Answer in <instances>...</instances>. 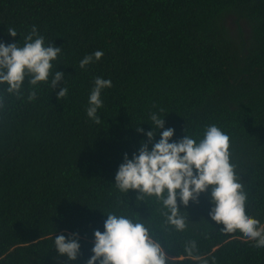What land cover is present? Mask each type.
Segmentation results:
<instances>
[{
	"label": "trees",
	"instance_id": "1",
	"mask_svg": "<svg viewBox=\"0 0 264 264\" xmlns=\"http://www.w3.org/2000/svg\"><path fill=\"white\" fill-rule=\"evenodd\" d=\"M33 25L61 48L49 82L56 70L64 79L53 90L26 77L19 96L0 85V264H87L110 212L153 230L169 264H264V247L211 220L210 189L180 205L187 227L176 231L154 197L136 201L114 184L124 154L147 140L151 113L177 141L184 128L199 141L214 124L230 137L246 213L264 225V0H0V42L23 46ZM97 50L102 58L81 69ZM96 77L112 82L100 124L86 112ZM70 233L81 245L74 261L54 245Z\"/></svg>",
	"mask_w": 264,
	"mask_h": 264
},
{
	"label": "clouds",
	"instance_id": "2",
	"mask_svg": "<svg viewBox=\"0 0 264 264\" xmlns=\"http://www.w3.org/2000/svg\"><path fill=\"white\" fill-rule=\"evenodd\" d=\"M7 31L12 37L18 34L14 28ZM60 53L61 48L53 43L45 46V38L39 35L35 25L24 36L23 46H18V42H0V85H7V93L19 96L27 77L28 84L32 86L43 82L54 90L64 79V73L56 70L49 82L52 61ZM102 56L101 50L86 55L79 62V67L86 68ZM111 87L110 79L96 77L94 80L86 112L96 124L101 122L97 115L98 109L103 107L101 92ZM67 93V87H62L56 95L63 99ZM36 98V91H30L27 99L34 101ZM2 106L3 97H0ZM159 111L163 113L164 109ZM163 117L156 112L150 114L152 130L145 133L147 140L141 141L138 152H134L131 159L127 153L124 154L115 174V187L124 194L136 191V201L154 197L161 206L159 211L164 217V227L170 225L176 231L187 227L188 218L182 214L185 211H181L180 205L186 208L190 201L198 203L201 193L210 189L212 207L209 216L216 224L222 225L221 231H239L247 240L255 241V247H264V225L246 213L247 194L235 171L236 166L230 162V137L213 124L206 126L199 141L187 135L185 128L181 139L172 140L175 129L165 128ZM136 130L144 132L139 126ZM157 132L160 139L152 143ZM152 231L129 216L108 213L104 231H94L93 255L87 264H169L165 248ZM54 245L58 254L66 255L69 260L74 261L81 254L79 233H70L67 237L60 234L54 238ZM196 247V242L190 241L184 246L185 252L191 256Z\"/></svg>",
	"mask_w": 264,
	"mask_h": 264
}]
</instances>
